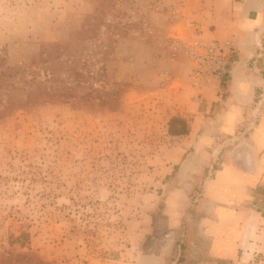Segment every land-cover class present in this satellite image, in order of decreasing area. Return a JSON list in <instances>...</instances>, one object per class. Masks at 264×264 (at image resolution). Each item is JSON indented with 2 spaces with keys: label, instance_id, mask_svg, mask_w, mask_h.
<instances>
[{
  "label": "rangeland",
  "instance_id": "obj_1",
  "mask_svg": "<svg viewBox=\"0 0 264 264\" xmlns=\"http://www.w3.org/2000/svg\"><path fill=\"white\" fill-rule=\"evenodd\" d=\"M209 7L0 0V264H138L164 237L189 145L170 122L191 126L182 107L207 81L191 44L220 42ZM252 208L258 230L222 264H264V187Z\"/></svg>",
  "mask_w": 264,
  "mask_h": 264
},
{
  "label": "crops",
  "instance_id": "obj_2",
  "mask_svg": "<svg viewBox=\"0 0 264 264\" xmlns=\"http://www.w3.org/2000/svg\"><path fill=\"white\" fill-rule=\"evenodd\" d=\"M212 1L222 8L218 16L207 9L204 27L213 30L205 34L233 47L229 73L196 87L197 99L182 107L192 121L165 199L168 232L138 264L228 263L258 230L252 205L264 187V0Z\"/></svg>",
  "mask_w": 264,
  "mask_h": 264
},
{
  "label": "built area",
  "instance_id": "obj_3",
  "mask_svg": "<svg viewBox=\"0 0 264 264\" xmlns=\"http://www.w3.org/2000/svg\"><path fill=\"white\" fill-rule=\"evenodd\" d=\"M191 47L196 63V77L199 81L202 79L210 81L213 78L223 80L227 77L233 47L218 41L203 42L200 39L194 41Z\"/></svg>",
  "mask_w": 264,
  "mask_h": 264
},
{
  "label": "trees",
  "instance_id": "obj_4",
  "mask_svg": "<svg viewBox=\"0 0 264 264\" xmlns=\"http://www.w3.org/2000/svg\"><path fill=\"white\" fill-rule=\"evenodd\" d=\"M179 126V127H178ZM190 132V126L185 119L173 117L170 122L169 134L171 136L179 137L186 136Z\"/></svg>",
  "mask_w": 264,
  "mask_h": 264
}]
</instances>
